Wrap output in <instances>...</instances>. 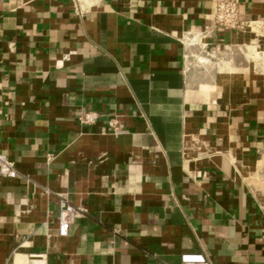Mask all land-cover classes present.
Segmentation results:
<instances>
[{
    "label": "crops",
    "instance_id": "obj_1",
    "mask_svg": "<svg viewBox=\"0 0 264 264\" xmlns=\"http://www.w3.org/2000/svg\"><path fill=\"white\" fill-rule=\"evenodd\" d=\"M220 1L0 0V264H264V0L243 30ZM189 32L227 68H189Z\"/></svg>",
    "mask_w": 264,
    "mask_h": 264
},
{
    "label": "built area",
    "instance_id": "obj_2",
    "mask_svg": "<svg viewBox=\"0 0 264 264\" xmlns=\"http://www.w3.org/2000/svg\"><path fill=\"white\" fill-rule=\"evenodd\" d=\"M215 25L226 30H243L246 22L240 19L239 0H221L214 13ZM100 117V113L90 110L83 113L79 120L83 124H94ZM105 131L120 133L124 131L118 116L109 118ZM20 174L16 163L6 154L0 152V176L4 178H16ZM81 211L79 206L70 203L66 198L60 199V212L58 216L59 233L68 235L70 231V215ZM181 264H212L209 258L202 252H184L181 254Z\"/></svg>",
    "mask_w": 264,
    "mask_h": 264
},
{
    "label": "rangeland",
    "instance_id": "obj_3",
    "mask_svg": "<svg viewBox=\"0 0 264 264\" xmlns=\"http://www.w3.org/2000/svg\"><path fill=\"white\" fill-rule=\"evenodd\" d=\"M185 42L187 44V62L192 70L207 69L208 72H215L220 68H227L226 61L232 56L230 52L223 49L217 50L214 44L207 45L199 39L185 38ZM239 53L243 54L242 51Z\"/></svg>",
    "mask_w": 264,
    "mask_h": 264
},
{
    "label": "bare ground",
    "instance_id": "obj_4",
    "mask_svg": "<svg viewBox=\"0 0 264 264\" xmlns=\"http://www.w3.org/2000/svg\"><path fill=\"white\" fill-rule=\"evenodd\" d=\"M200 35V32H189L187 38L196 39Z\"/></svg>",
    "mask_w": 264,
    "mask_h": 264
}]
</instances>
